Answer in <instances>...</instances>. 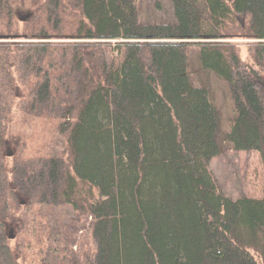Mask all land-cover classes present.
<instances>
[{"label":"trees","instance_id":"1","mask_svg":"<svg viewBox=\"0 0 264 264\" xmlns=\"http://www.w3.org/2000/svg\"><path fill=\"white\" fill-rule=\"evenodd\" d=\"M170 1L175 24L140 25L136 0H0V28L40 40L0 44V264L26 259L9 218L65 206L92 221L89 264H264V185L259 199L220 189L221 114L187 74L196 45L234 105L226 141L264 166V0ZM16 110L54 122L62 155H4Z\"/></svg>","mask_w":264,"mask_h":264},{"label":"rangeland","instance_id":"2","mask_svg":"<svg viewBox=\"0 0 264 264\" xmlns=\"http://www.w3.org/2000/svg\"><path fill=\"white\" fill-rule=\"evenodd\" d=\"M140 25H171L176 23L174 8L170 0H136ZM14 14L20 22L28 21L34 16V8L27 2L16 4ZM1 46L17 47L28 40L23 34L15 36L0 28ZM39 42V39L28 42ZM49 41V42H54ZM48 42V41H47ZM76 42V41H67ZM124 42L122 40L113 41ZM203 42H211L203 40ZM212 42H218L213 40ZM224 43L242 45L246 48L254 40H225ZM198 46L192 45L188 50V77L194 87H205L209 90L210 101L221 114L223 152L210 164L211 171L223 193L233 200L243 196L262 198L264 185V166L260 156L251 151H235L226 141L234 117V105L225 81L215 73L202 68L199 62ZM119 63L121 56L114 51L107 55L108 60ZM203 85V86H202ZM19 97L25 92L16 87ZM63 140L58 135L56 124L49 120L26 118L19 110L14 112L13 124L3 142V154L13 155L19 152L23 158L61 156ZM9 166V165H8ZM10 170V166L8 168ZM25 204V198H19ZM91 219L77 214L71 206L54 209L31 208L16 213L5 222L6 234L14 239L20 232V243L23 246L25 264H89L87 257L94 250L90 236ZM39 239V241H37ZM29 245V246H28ZM12 251L16 259H22L15 245ZM24 264V263H22Z\"/></svg>","mask_w":264,"mask_h":264},{"label":"bare ground","instance_id":"3","mask_svg":"<svg viewBox=\"0 0 264 264\" xmlns=\"http://www.w3.org/2000/svg\"><path fill=\"white\" fill-rule=\"evenodd\" d=\"M25 204V203H24ZM7 236V235H6ZM10 237V236H9ZM9 239V238H8Z\"/></svg>","mask_w":264,"mask_h":264}]
</instances>
